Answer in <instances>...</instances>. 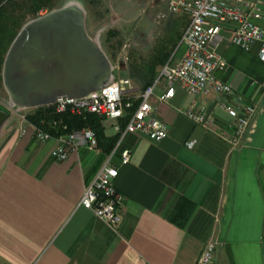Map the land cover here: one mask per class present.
<instances>
[{"label":"crops","instance_id":"0c3cea01","mask_svg":"<svg viewBox=\"0 0 264 264\" xmlns=\"http://www.w3.org/2000/svg\"><path fill=\"white\" fill-rule=\"evenodd\" d=\"M224 27L216 50L228 67L215 75L256 104L248 132L229 148L180 112L196 100L228 125L233 118L217 103L222 95L208 89L193 97L178 89L161 102L160 78L150 103L167 136L155 142L125 133L117 150L129 148L130 161L121 164L117 151L111 158L124 196L116 230L78 205L110 151L81 147L55 160V140L37 141L32 126L21 123L26 111L11 112L0 129V264H194L209 239L214 264H264V61L259 43L244 50L229 43L230 24ZM183 49L179 44L170 57ZM110 127L108 133L104 124L106 135L117 133L111 121ZM190 139L192 148L185 146Z\"/></svg>","mask_w":264,"mask_h":264},{"label":"built area","instance_id":"2783aa9c","mask_svg":"<svg viewBox=\"0 0 264 264\" xmlns=\"http://www.w3.org/2000/svg\"><path fill=\"white\" fill-rule=\"evenodd\" d=\"M166 10L169 14L184 13L188 16V23L179 41V44L184 45V49L176 60L171 57L168 59L152 84L140 90L124 73L121 65L111 62L114 73L111 84L79 98L59 97L52 104L55 113L67 110L76 115L94 113L103 118V121H111L118 133L114 147L100 164L92 182L84 188L78 202L79 206L92 211L114 230L117 229L121 218L124 196L114 184L118 169L111 163V158L116 151L121 164L128 163L131 158L129 148L117 150L121 138L125 133H139L157 142L168 134L166 123L155 116L150 103V97L160 78L164 79L165 84L163 91L158 95L161 102L173 98L178 89L193 97L208 89L222 95L217 103L233 118L228 125L219 123L204 107H198L196 100H192L190 105L180 109V112L206 131L221 138L229 148L239 147L241 138L248 132L257 112L255 103L247 101L231 84L215 75L216 71H224L228 67L226 59L216 50V46L222 39L224 25L230 24L227 29L230 33L229 43L244 50H250L253 44L259 43L257 56L264 61L262 0H167ZM161 17L162 14L157 13L155 20ZM261 86L264 89V80ZM128 109H131V112L125 125L121 127L119 119L127 115ZM10 111L21 113L22 109L10 108ZM21 123L32 126L33 136L37 141L55 140L51 151L55 160H64L69 152L81 147L98 149L95 132L90 126L66 130V125H63L62 129L66 131L53 134L52 130L56 132V119L47 122L50 130L28 122L25 116H22ZM24 132L25 127H21L20 133ZM194 144V139L185 142L188 148H192ZM214 248L215 242L207 240L194 264H214Z\"/></svg>","mask_w":264,"mask_h":264},{"label":"water","instance_id":"95a60500","mask_svg":"<svg viewBox=\"0 0 264 264\" xmlns=\"http://www.w3.org/2000/svg\"><path fill=\"white\" fill-rule=\"evenodd\" d=\"M1 78L9 107L0 105V129L10 108L82 97L111 84L114 73L100 42L87 31L83 4L67 0L20 27L5 53Z\"/></svg>","mask_w":264,"mask_h":264},{"label":"trees","instance_id":"16d2710c","mask_svg":"<svg viewBox=\"0 0 264 264\" xmlns=\"http://www.w3.org/2000/svg\"><path fill=\"white\" fill-rule=\"evenodd\" d=\"M66 1L67 0H0V92L3 88L1 69L4 56L20 27L27 20L41 15V12L49 11L52 8L62 5ZM80 1L83 2L85 6L87 13L86 21L88 23L90 16L92 17L95 11L96 13L100 12L99 7H101L102 0ZM103 11L106 12V9L103 8L102 12ZM177 23L181 25L183 21H181L180 18L172 19L169 17V22L164 29V33L162 36L157 37L148 49L129 51L126 74L140 90L145 89L155 81L159 76L162 66L168 61L172 52H176L183 31V29L174 30ZM100 43L107 54L110 52V55H113L119 46H121L122 41L116 29H107L101 34ZM130 112L131 109H128L127 115L119 119L121 127L125 125ZM25 119L36 126H42L46 129H49L47 122L56 119V132L52 130L53 134L77 129L82 126H90L95 132L98 146L104 152L111 151L118 138V133L113 135H106L104 133L103 118L94 113L76 115L70 113L68 110L55 113L53 112L52 105H46L26 110ZM63 125H66V130L62 129Z\"/></svg>","mask_w":264,"mask_h":264},{"label":"rangeland","instance_id":"374dc122","mask_svg":"<svg viewBox=\"0 0 264 264\" xmlns=\"http://www.w3.org/2000/svg\"><path fill=\"white\" fill-rule=\"evenodd\" d=\"M166 2L167 0H102L101 7H99L100 12L96 13L95 11L92 17L90 16L88 23L86 21L87 31L93 37L98 36L99 42L101 34L107 29H116L119 32V38L122 41L121 46H119L113 55H110V52H108L109 54L105 53L107 56L109 55L108 57L112 63L121 65L126 74L129 51L148 49L155 39L164 33L170 15L166 10ZM81 3L83 4V2ZM103 8L106 9V12H102ZM46 12L43 11L41 14ZM157 13H161L162 17L155 20ZM177 18L183 21V27L185 28L187 16L179 14ZM176 59L175 55L172 60ZM0 105L9 107L8 97L3 88L0 92ZM26 110H22L21 112H25ZM16 122L14 119L8 125H14ZM104 124L106 132L110 133L113 131L110 127V121L105 120ZM4 136L5 133L0 135V142Z\"/></svg>","mask_w":264,"mask_h":264}]
</instances>
